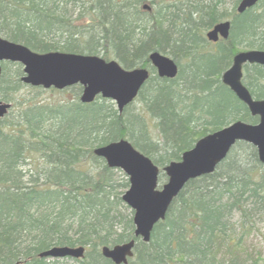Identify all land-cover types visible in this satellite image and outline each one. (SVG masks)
<instances>
[{
    "label": "trees",
    "instance_id": "16d2710c",
    "mask_svg": "<svg viewBox=\"0 0 264 264\" xmlns=\"http://www.w3.org/2000/svg\"><path fill=\"white\" fill-rule=\"evenodd\" d=\"M145 1L0 0V35L33 51L101 54L130 69L147 67L148 53L158 50L179 66L173 79L151 76L147 80L135 99L137 111L129 109V104L118 113L110 100L100 97L80 103L79 85L69 87L72 100L17 101L15 94L24 86L22 68L12 63L13 75L6 76L3 64L0 100L18 105L0 120V264H57L58 260L38 257L57 245L85 246L80 264H113L101 256L99 248L133 238V212L121 200L128 179L95 157V146L125 138L162 168L179 160L185 149L206 134L203 126L197 129L206 120L205 113L220 116L214 123L207 122L209 132L236 120L257 122L219 76L240 44L264 50V0L240 14L235 11L238 0L233 1L229 37L210 50L212 58L204 56L198 45L207 41L200 30L193 33L190 24L206 30L224 20L228 13L221 9L222 0L162 2L151 12L141 10ZM189 2L198 8L187 15ZM68 5L73 7L71 12ZM169 13L178 15L177 29L173 19H163ZM144 18L148 28L135 31V22L146 23ZM244 69V85L254 98L263 99L264 81L259 79H264V68L253 64ZM213 85L219 89L218 99L211 94ZM167 145L170 150L165 149ZM164 179L160 172L159 185ZM248 199L252 207L246 210ZM236 204L245 217L239 222L242 233L264 208V165L256 149L244 142H237L213 173L185 184L164 220L153 227L149 242L138 241L134 246L135 263L207 264L203 255L210 246L219 247L218 235L227 248L232 241L239 243V236L233 237L234 226L227 224Z\"/></svg>",
    "mask_w": 264,
    "mask_h": 264
},
{
    "label": "water",
    "instance_id": "95a60500",
    "mask_svg": "<svg viewBox=\"0 0 264 264\" xmlns=\"http://www.w3.org/2000/svg\"><path fill=\"white\" fill-rule=\"evenodd\" d=\"M258 1L240 0L236 12L243 13ZM141 7L143 10L150 9L148 4ZM229 30L230 21H220L206 32L205 37L216 42L219 37L226 39ZM148 59L158 77L173 79L177 76L178 66L170 56L154 50L148 53ZM2 62L21 64V81L26 85L57 90L80 85V103H92L100 96L112 100L119 113L136 98L150 73L144 67L125 69L115 59L105 60L99 55L63 51L38 53L0 36V74ZM246 64L264 67V50L236 53L229 68L221 74V82L252 116H257V122L236 120L198 139L192 148L181 154L179 160L170 161L162 168L166 181L160 189L157 188L159 168L127 139L94 148V155L103 159L109 168L120 169L127 176L129 186L121 199L133 211L134 235L141 237L143 242L149 241L154 225L164 219L171 202L185 184L213 172L237 141L251 144L256 149L259 162L264 164V98L255 99L244 85L242 67ZM9 108L8 102L0 100V119ZM134 245V240L104 245L100 247V254L114 264H131L128 258L133 255ZM83 256L84 246H54L39 253V257L51 258Z\"/></svg>",
    "mask_w": 264,
    "mask_h": 264
},
{
    "label": "bare ground",
    "instance_id": "6f19581e",
    "mask_svg": "<svg viewBox=\"0 0 264 264\" xmlns=\"http://www.w3.org/2000/svg\"><path fill=\"white\" fill-rule=\"evenodd\" d=\"M154 1H157V6L158 5H161V3L163 2V3H166V1L167 0H154ZM159 1V2H158ZM234 1V0H233ZM240 0H238V2H239ZM238 2L236 3V6H235V8L237 7V5H238ZM134 3V2H133ZM132 3V4H133ZM167 4V3H166ZM188 7H192V8H190V10H185L184 11V13L185 14H187L188 15V12L190 11L191 13H192V10L193 11H196V9L198 8L197 7V5L196 4H190ZM254 7V6H253ZM253 7H251V8H253ZM251 8H249V9H251ZM246 10H248V9H246ZM245 10V11H246ZM172 13H169L168 14V16H162V17H164L163 19L164 20H166V21H172V19H173V22L175 23V26L173 27V28H178L179 27V25H181L180 23H179V19H178V15H176V14H173V15H171ZM179 14V13H178ZM161 14H160V16H159V20H161ZM144 20H145V22L146 23H142V22H135V31H138V28L140 27V29L141 28H143V27H147L148 28V24H149V22H148V20H147V18H144ZM186 20H188L187 19V17H186ZM165 21V22H166ZM168 24V22H166L165 23V25H167ZM191 25V30H194L195 29V31L193 32V33H195L196 34V32H198L199 30H201V29H203V28H201V27H197L195 24H190ZM198 28V29H197ZM189 29H190V26H189ZM173 33V32H172ZM174 34V33H173ZM195 41H198L196 38L194 39ZM207 43H208V41H207ZM209 43H211V42H209ZM199 47H201V48H203V53H205V55L204 56H208V58H212L211 57V51L210 50H214L215 48H213V49H211V48H208V46H207V44H203L202 42H200L199 41V45H198ZM166 48V47H165ZM63 52H65V51H63ZM69 53H71V52H69ZM167 55V54H166ZM178 58L180 59V58H182L181 56H182V54H178ZM171 57V56H170ZM220 57H222V55L220 56ZM172 58V57H171ZM173 59V58H172ZM220 59V58H219ZM147 60H148V66H150L149 68H150V77L151 76H156V77H158L157 76V74H156V70L154 69V67H152L151 66V64H150V62H149V59H148V55H147ZM174 60V59H173ZM175 61V60H174ZM183 61V60H182ZM176 62V61H175ZM180 63H181V70H184L185 68H183L184 67V65H183V62H181L180 61ZM176 64H177V62H176ZM177 66H178V64H177ZM264 68V67H263ZM178 71H179V66H178ZM225 71V70H224ZM223 71V72H224ZM222 72V73H223ZM222 73H220V76H219V80H220V82H221V74ZM218 75V74H217ZM149 77V78H150ZM159 79H167V78H160V77H158ZM147 82V81H146ZM145 82V83H146ZM144 83V84H145ZM222 83V82H221ZM215 85H217V82L216 83H214ZM215 85H213V87H211V94L215 97V99H218L217 97H218V92H219V89H218V87L217 88H215L214 86ZM222 85H224L223 83H222ZM144 86V85H143ZM225 86V85H224ZM227 87V86H226ZM228 88V87H227ZM229 89V88H228ZM229 91L234 95V93L229 89ZM218 93V94H217ZM235 96V95H234ZM235 98H236V96H235ZM237 99V98H236ZM256 99V98H255ZM238 100V99H237ZM239 101V100H238ZM241 102V101H240ZM242 103V102H241ZM9 104H10V108H9V110H8V112L11 110V109H14L15 107H17V101H15L13 104L11 103V102H9ZM243 104V103H242ZM244 105V104H243ZM245 106V105H244ZM246 107V106H245ZM247 108V107H246ZM248 110V109H247ZM7 112V113H8ZM249 112V111H248ZM7 113H6V115H7ZM249 114H250V112H249ZM5 115V116H6ZM251 115V114H250ZM4 116V117H5ZM252 116V115H251ZM3 117V118H4ZM255 117H257V116H255ZM3 118H1V119H3ZM0 119V120H1ZM204 119H206L204 122H203V125H202V123H198V125H197V129H202V126H203V133H206V134H204L203 136H201V137H199L198 139H200V138H202V137H205L206 135H208V134H211L212 132H209V130L211 129V127H209L208 125H207V122H212V123H214V122H216V121H218V120H220V116H218V114H216L215 116H210V117H208V114L207 113H205V114H203V120ZM257 120H258V118H257ZM214 131H216V130H214ZM213 131V132H214ZM121 139H125V138H121ZM197 139V140H198ZM118 140V139H117ZM117 140H114V141H109V142H106V143H104V144H101V145H98V146H95L94 148H96V147H100V146H104V145H107V144H109V143H111V142H115V141H117ZM196 140V141H197ZM195 141V142H196ZM195 142H194V144H195ZM237 142H243V141H237ZM236 142V143H237ZM235 143V144H236ZM244 143H246V142H244ZM193 144V145H194ZM234 144V145H235ZM247 144H249V143H247ZM233 145V146H234ZM233 146L231 147V148H233ZM193 147V146H192ZM191 147V148H192ZM94 148L92 149V154L94 155V153H93V150H94ZM231 148L229 149V151L227 152V154H226V156L228 155V153L230 152V150H231ZM165 149L166 150H170V146L169 145H167L166 147H165ZM190 149V148H189ZM188 150V149H187ZM184 151H186V149L184 150ZM183 151V152H184ZM182 152V153H183ZM256 154H257V152H256ZM95 156V155H94ZM226 156H225V158H226ZM95 157H97V156H95ZM99 158V157H98ZM224 158V159H225ZM257 158H258V156H257ZM224 159H222L217 165H216V167H215V169H214V171L216 170V168H217V166L224 160ZM262 164V163H261ZM264 165V164H263ZM213 171V172H214ZM213 172H211V173H213ZM211 173H209V174H211ZM205 175H208V174H205ZM204 176V175H203ZM250 202H251V200L250 199H248V201H247V204H246V206H245V209L247 210V209H250L251 207H252V205H250ZM252 211V210H251ZM251 211H249V212H251ZM244 215H243V213H242V211H241V208H240V206H239V204H236L235 206H233L232 207V209L230 210V213H229V219H230V221L227 223L229 226H234V228H235V233L233 234V237H237V236H239V243L237 244V245H235L236 243H235V241H232L231 243H230V248H227L225 245H224V238L222 237V238H219V235L217 236L218 238H217V241L218 242H220V245H219V247L217 246H215V248L214 247H212V246H210V248H209V250H207V252L203 255V258L204 259H206L207 261H208V263L209 264H230L231 262H229L228 263V260L229 259H233L234 260V263L233 264H262L263 263V259L261 260L258 256H256L255 258H248L249 256H248V254H247V249L245 250V252H244V249H242V247H243V243H244V241H245V239H246V237L248 236V234H249V232H250V230H251V227H252V225H248V226H246V228L243 230V232L242 233H239L240 232V230H239V222H241V221H243L244 220ZM164 219H161L160 221H163ZM133 223V222H132ZM203 225H204V223H203ZM153 230V229H152ZM152 230H151V232H152ZM229 236H232V234H229ZM150 237H151V233H150ZM129 240H134V244L136 245V243L138 242V241H140V242H143V240L141 239V237H139V236H135L134 235V224H133V238H131V239H129ZM129 240H127V241H129ZM124 242H126V241H124ZM122 243V242H121ZM143 243H146V242H143ZM198 243L199 244H201L202 242H201V240L199 241L198 240ZM226 244H228V243H226ZM57 246H64V245H57ZM78 246H83V245H78ZM102 246H104V245H102ZM102 246H100V247H102ZM107 246H111V245H107ZM52 247H54V246H52ZM52 247H50V248H52ZM85 247V246H84ZM203 248H204V242H203ZM47 249H49V248H47ZM46 250V249H45ZM241 252H244L243 254H242V256H241ZM40 253V252H39ZM233 254H234V256H233ZM240 254V255H239ZM135 256V253H133V255L131 256V257H129L128 258V260H131L133 257ZM38 257H39V254H38ZM46 258H49V259H52V260H58V259H63V258H66V257H62V258H51V257H46ZM180 257H175V259L176 260H178ZM207 263V264H208Z\"/></svg>",
    "mask_w": 264,
    "mask_h": 264
},
{
    "label": "rangeland",
    "instance_id": "374dc122",
    "mask_svg": "<svg viewBox=\"0 0 264 264\" xmlns=\"http://www.w3.org/2000/svg\"><path fill=\"white\" fill-rule=\"evenodd\" d=\"M206 1L207 0H203L204 3ZM76 3H79V2H76ZM144 3L150 4L152 6V10L156 9L158 7L157 6V1H154V0H153V2L151 0H146ZM166 3L169 4V5H172V4L173 5H180L178 0H167ZM232 3H233V0H222V2L220 3V6H221V9L223 10V12L228 13L227 17H225V19H228L230 21L232 20L231 17H229V13L232 10L231 9ZM190 4H192V3H190ZM260 5L262 6L263 4H260ZM258 7L260 8V6H258ZM68 8L70 9V12H71L73 7L68 5ZM190 8H192V7H190ZM71 14L72 15L76 14V12L73 11ZM237 14H239V13H237ZM194 23L195 22H193V24ZM237 30H238V28L236 27V32H237ZM200 31H201L200 32L201 35H203L204 38H205V33H206L207 29L206 30L201 29ZM221 42H223V41L221 40ZM207 46H208V48L213 49V48H215L216 45H214L213 43H209L208 42ZM252 49H254V48L247 47L244 44H240L238 46V52L239 51H243V50H252ZM98 55L101 56V54H98ZM217 56H219V55H217ZM231 60H232V57H231ZM181 62H183V61L181 60ZM230 64L227 66V68L230 66ZM245 66H251V65L247 64V65H244V67ZM5 67L6 68L3 71L4 74L6 76H12L14 68H15L12 65V63H5ZM227 68H225V70ZM243 75H245V69L244 68H243ZM243 80H244V76H243ZM263 81H264L263 78L259 79V82L262 83ZM15 97H16V100L20 101V102H27V103H31V102H40V103L51 102V103H57V102H61L63 100H68V99L72 100L74 98V95H73V90H71L69 88H66L64 90H55V91H53L51 89L44 90L42 88H32V87L24 85L22 88H20L16 92ZM109 104L113 108H116V106H115V104L113 102L110 101ZM138 107H139V104L137 103V100H135L133 103H131V105L128 108L133 110V111H137ZM147 123H148V127H149V130H150L151 134L154 135L155 132H156L154 124L152 123V121L150 119L147 120ZM24 168L25 169L29 168V170H31V166H29V165H25ZM164 181H165V179H164ZM254 219H255V222L252 225L251 230H250L248 236L246 237V239H245V241L243 243L242 249H244V252L247 249V254L249 256L248 258H255L256 256H258L261 260L263 259V263L262 264H264V208H263L262 213L257 215L256 217H254ZM244 252H241V256H242V254ZM83 259H84V257L81 258V259H78V260L80 261V260H83ZM78 260L74 259V258H63V259H58V263L57 264H80V262H78ZM132 261L135 262L134 257L132 258Z\"/></svg>",
    "mask_w": 264,
    "mask_h": 264
},
{
    "label": "flooded vegetation",
    "instance_id": "af4514ba",
    "mask_svg": "<svg viewBox=\"0 0 264 264\" xmlns=\"http://www.w3.org/2000/svg\"><path fill=\"white\" fill-rule=\"evenodd\" d=\"M217 43H219V41H217L216 43H213V44L215 45V44H217Z\"/></svg>",
    "mask_w": 264,
    "mask_h": 264
}]
</instances>
